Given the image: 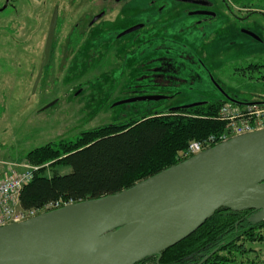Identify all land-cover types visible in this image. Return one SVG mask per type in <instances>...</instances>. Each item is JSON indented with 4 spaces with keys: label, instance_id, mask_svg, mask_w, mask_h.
<instances>
[{
    "label": "rangeland",
    "instance_id": "1",
    "mask_svg": "<svg viewBox=\"0 0 264 264\" xmlns=\"http://www.w3.org/2000/svg\"><path fill=\"white\" fill-rule=\"evenodd\" d=\"M69 1L18 0L14 34L21 38L29 27V47L19 40L6 49L0 42V172L8 164L32 166L25 160L29 152L74 141L99 127L227 97L264 101V81L246 69L251 63L264 65V0H207L215 13L208 21L184 15L175 0H79L75 7ZM58 2L64 20L70 13L78 21L87 15L90 24L104 13L93 25L83 24L91 29V54L69 64L70 53L65 58L55 52L53 69L44 71L33 95L41 61L36 53ZM64 20L63 35L69 28ZM137 25L143 26L121 35ZM28 65L35 68L26 72ZM151 96L164 98L119 103ZM44 166L50 174V165ZM153 261L154 256L138 264Z\"/></svg>",
    "mask_w": 264,
    "mask_h": 264
},
{
    "label": "water",
    "instance_id": "2",
    "mask_svg": "<svg viewBox=\"0 0 264 264\" xmlns=\"http://www.w3.org/2000/svg\"><path fill=\"white\" fill-rule=\"evenodd\" d=\"M56 21L57 8L33 91L49 59ZM222 208L255 211L264 221V129L216 144L115 194L0 227V264H138L152 256L158 261L161 252L189 237ZM135 223L139 225L123 231Z\"/></svg>",
    "mask_w": 264,
    "mask_h": 264
},
{
    "label": "trees",
    "instance_id": "3",
    "mask_svg": "<svg viewBox=\"0 0 264 264\" xmlns=\"http://www.w3.org/2000/svg\"><path fill=\"white\" fill-rule=\"evenodd\" d=\"M246 69L264 81L263 65L251 63ZM224 103H199L130 119L29 152L25 160L39 169L19 193L20 209L40 210L54 202L115 194L176 165L189 142L223 131L217 114ZM56 166L70 172L60 174ZM255 214L219 209L189 237L161 252L158 261L154 256L153 264H264V221Z\"/></svg>",
    "mask_w": 264,
    "mask_h": 264
},
{
    "label": "built area",
    "instance_id": "4",
    "mask_svg": "<svg viewBox=\"0 0 264 264\" xmlns=\"http://www.w3.org/2000/svg\"><path fill=\"white\" fill-rule=\"evenodd\" d=\"M217 120L224 123L223 131L202 141L189 142L181 155V161L233 137L263 130L264 103L238 105L226 102L221 105ZM7 166L0 172V227L21 223L36 215L34 210L22 211L19 208L18 197L23 186L33 178L34 172L39 167L29 164H8ZM72 203H50L42 211L58 209Z\"/></svg>",
    "mask_w": 264,
    "mask_h": 264
},
{
    "label": "flooded vegetation",
    "instance_id": "5",
    "mask_svg": "<svg viewBox=\"0 0 264 264\" xmlns=\"http://www.w3.org/2000/svg\"><path fill=\"white\" fill-rule=\"evenodd\" d=\"M93 1V0H90ZM176 2H178V4H176V6L180 7V9H182V13L184 15H195L199 18H201L200 21L203 20H210L215 16V13L213 12V9L211 7V5L208 3L207 0H175ZM26 5H29V3H25ZM70 7H75L78 2L77 0H70L69 3ZM18 5L19 2L18 0H0V42L1 43H6L5 44V48L7 49L10 45L12 46V44L14 43V41H21V45L22 47H29V42H30V37H29V32L30 28L28 27H24L23 30L25 31L23 33V36L20 37H16V35L14 34L15 28L13 27L14 25V21L12 20V16H18ZM42 6V5H41ZM62 4L60 2L55 3L52 11L49 15V20H48V25L47 28L45 30L44 33V38H43V44L41 46L40 52L36 53V57H41V61L38 63V69H37V73L39 72V68L40 65L44 59V46H45V40H46V36H47V32H48V28H49V24H50V20L53 14V11L55 8H57V21H56V25H55V29H54V33H53V39H52V44H51V49H50V53H49V59L47 64L44 66V68L41 71V77L39 79V82L36 85L35 90L32 91V94H35V91L43 77V73L44 71L47 69V72L51 71L53 68L50 59L54 56L55 52L57 53H64L65 54V58L68 57V54L70 53L71 56L68 60L69 64H73V62H77L79 61V58L81 56H87L88 54H91V51H87V48L91 47L92 42L91 40V29L86 28L83 26V24H89V16L84 15V17L82 19H79V21L77 20V18L75 19V17H72V13L69 14V18L67 17L66 20V13H63V10H61ZM99 14L103 13L98 12ZM66 14V15H65ZM101 16V17H102ZM100 17V18H101ZM94 18V17H93ZM92 18V20H93ZM99 18V19H100ZM99 19H97L96 21H98ZM67 22V24H69V29L67 30L68 33H65L64 35L62 34V28L61 25L63 24L62 21ZM92 20H90V24L89 25H93L95 22H92ZM78 21V22H77ZM88 25V26H89ZM138 26V25H137ZM139 26H143V25H139ZM136 27V26H135ZM70 30V31H69ZM126 31V30H125ZM64 41L65 44L64 45H58L59 41ZM3 41V42H2ZM28 51V50H26ZM11 53V52H10ZM29 54V52H28ZM26 55L27 58L29 57V55ZM5 55L7 56L8 53L5 51ZM35 65H32V67H30V69H34ZM78 66V65H77ZM264 66V65H263ZM169 66H165V68H168ZM29 65L26 66V72H28L29 70ZM30 70V71H32ZM35 81V79H34ZM34 81H33V85H34ZM32 85V88H33Z\"/></svg>",
    "mask_w": 264,
    "mask_h": 264
},
{
    "label": "bare ground",
    "instance_id": "6",
    "mask_svg": "<svg viewBox=\"0 0 264 264\" xmlns=\"http://www.w3.org/2000/svg\"><path fill=\"white\" fill-rule=\"evenodd\" d=\"M48 205V204H47ZM47 205H45V206H47ZM44 206V207H45ZM43 207V208H44ZM20 208V207H19ZM42 208V209H43ZM42 209H40V210H34V211H36V215L34 216V217H36V216H38V215H40V214H42V213H46V212H49V211H51V210H47V211H42ZM55 210V209H54ZM33 218V217H32ZM31 219V218H30ZM27 220H29V219H27ZM26 221V220H25ZM24 222V221H23ZM139 225V223H135V224H130V225H128V226H126V227H124V229H123V231H125V232H129L132 228H134V227H137Z\"/></svg>",
    "mask_w": 264,
    "mask_h": 264
},
{
    "label": "crops",
    "instance_id": "7",
    "mask_svg": "<svg viewBox=\"0 0 264 264\" xmlns=\"http://www.w3.org/2000/svg\"><path fill=\"white\" fill-rule=\"evenodd\" d=\"M3 168V167H2Z\"/></svg>",
    "mask_w": 264,
    "mask_h": 264
}]
</instances>
